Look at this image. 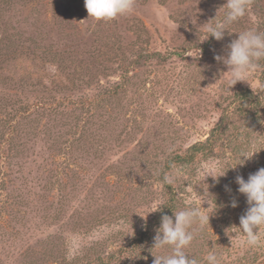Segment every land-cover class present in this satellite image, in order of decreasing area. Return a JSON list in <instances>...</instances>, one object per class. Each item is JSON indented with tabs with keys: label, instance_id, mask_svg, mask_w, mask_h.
<instances>
[{
	"label": "rangeland",
	"instance_id": "rangeland-1",
	"mask_svg": "<svg viewBox=\"0 0 264 264\" xmlns=\"http://www.w3.org/2000/svg\"><path fill=\"white\" fill-rule=\"evenodd\" d=\"M226 2L134 0L131 13L97 21L84 0H0V264H153L171 253L154 247L163 175L175 177L176 211L216 207L185 249L198 264L211 251L219 264H264V246L241 243L249 205L235 182L264 167V60L229 90L214 59L238 32L264 33V0L222 40H204L199 27ZM241 88L258 103L235 101ZM220 122L212 150L166 169ZM241 151L257 152L227 169Z\"/></svg>",
	"mask_w": 264,
	"mask_h": 264
},
{
	"label": "clouds",
	"instance_id": "clouds-1",
	"mask_svg": "<svg viewBox=\"0 0 264 264\" xmlns=\"http://www.w3.org/2000/svg\"><path fill=\"white\" fill-rule=\"evenodd\" d=\"M250 2L251 0H227L226 12L222 19L205 23L199 27V30H202L206 36L204 40L209 36L214 37L217 41L222 40L225 30H229L230 25L246 15ZM84 4L88 17L97 21L113 20L118 16L131 13L134 8V0H84ZM193 23L195 22L193 21ZM229 33H231L230 30ZM214 59L228 67L226 87L229 90L237 82H248L249 76L258 66L259 61L264 60V33L254 29L238 32V38L232 40L227 46V55H216ZM256 152L241 151L234 166H229L227 169H234L237 165L244 166ZM226 170L209 171L204 179L211 176L215 182H219V178L226 174ZM164 179L166 183L171 184L175 177L165 176ZM235 182L239 186L238 192L246 197V202L249 205L245 213L240 216L239 227H237L246 237L241 243L253 248L264 246L261 242L260 232L261 227H264V167L249 174L247 180L243 176L237 175ZM161 205L164 204H160L155 210H159ZM201 205H189L183 210L175 211L174 219L167 214L162 215L160 227L154 237V247L168 246L171 248V253L168 255L153 254L155 256L153 264H198L197 259L190 256L185 249L195 238L196 232L193 230V225L196 224L202 229L206 224H209L210 214L216 208L211 213H204L201 208L207 209L209 206L205 208ZM230 206L235 208L237 201L233 199ZM206 261L207 264H219L217 253L209 252Z\"/></svg>",
	"mask_w": 264,
	"mask_h": 264
},
{
	"label": "trees",
	"instance_id": "trees-1",
	"mask_svg": "<svg viewBox=\"0 0 264 264\" xmlns=\"http://www.w3.org/2000/svg\"><path fill=\"white\" fill-rule=\"evenodd\" d=\"M264 73L262 74V82L264 80ZM114 90L112 89H107L104 91V95H109L113 93ZM234 100L239 101V103L242 106H245V103H258V100L255 98L254 93L252 92L251 89H239L238 91L235 92L234 94ZM247 113H250V110L247 108ZM255 115L257 116V112H254ZM222 122H220L212 131V134L210 137H208L205 141H200L192 144L189 146L183 154L179 153L174 156L172 160H169L166 162V169H171L174 163H191L194 162L195 159L197 158L198 155L205 154L207 151H210L213 149L214 146V141L219 139L222 135ZM163 182H164V187L165 191L167 193V198L166 201L163 203L160 207V209L157 211V215L154 218V221L157 223L161 221V217L164 214L171 215L176 211V202H177V187L171 183H166L165 182V176H161ZM148 228L139 236H137L133 241H132V247L137 248L140 244H145L147 239H149V234H148ZM149 241V240H148ZM127 249V248H124ZM121 256L124 255V252L120 254ZM115 259L116 257L113 256ZM112 257V258H113ZM111 257L108 258L110 260Z\"/></svg>",
	"mask_w": 264,
	"mask_h": 264
}]
</instances>
